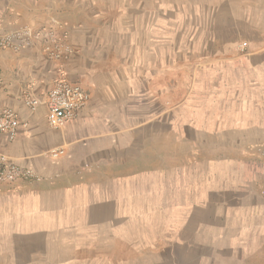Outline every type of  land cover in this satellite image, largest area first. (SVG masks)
<instances>
[{
  "label": "rangeland",
  "instance_id": "obj_1",
  "mask_svg": "<svg viewBox=\"0 0 264 264\" xmlns=\"http://www.w3.org/2000/svg\"><path fill=\"white\" fill-rule=\"evenodd\" d=\"M212 3L64 9L125 61L108 64V173L53 199L46 224L1 229L0 264H264V208L247 196L264 193V18Z\"/></svg>",
  "mask_w": 264,
  "mask_h": 264
},
{
  "label": "crops",
  "instance_id": "obj_2",
  "mask_svg": "<svg viewBox=\"0 0 264 264\" xmlns=\"http://www.w3.org/2000/svg\"><path fill=\"white\" fill-rule=\"evenodd\" d=\"M214 2V7L221 8L244 5L248 7L247 15L264 18V0ZM77 3L84 7L86 0H0V33L61 23L67 29L70 49L61 59L55 60L46 56L42 42L36 38L21 49L0 48V108H11L19 121L13 137L0 133V157L29 167L36 175L33 180L0 184V231L4 228L13 233L15 222L27 225L24 232L46 224L47 216L55 214L60 207L53 205V199L73 195L81 187L89 189V185H79L85 181L84 177L99 178V173H108L110 136L115 133L112 119L118 113L107 108L116 95L110 81L115 69L108 64L118 65L125 61L114 59L108 54L112 53L110 50L104 52L93 31L82 25L73 26L74 22L64 9ZM227 12L233 14L231 10ZM60 75L81 85L89 94V100L62 127L53 128L47 121L44 99ZM26 97L37 99L38 104L27 106ZM54 149H62L63 154L50 157L49 152ZM94 166L101 171L96 172ZM81 177L83 179L78 182ZM254 192L247 196H253L264 208L257 197L264 193L258 189ZM5 237L0 234L1 239Z\"/></svg>",
  "mask_w": 264,
  "mask_h": 264
},
{
  "label": "built area",
  "instance_id": "obj_3",
  "mask_svg": "<svg viewBox=\"0 0 264 264\" xmlns=\"http://www.w3.org/2000/svg\"><path fill=\"white\" fill-rule=\"evenodd\" d=\"M67 32L61 24H45L35 29L20 28L0 33V48L15 50L29 45L32 38L40 40L43 50L50 59H61L69 53ZM89 94L78 83L72 82L65 75H60L45 95L44 104L47 109V121L53 128L62 127L68 120L81 110L88 102ZM27 106L35 107L38 100L30 97L24 99ZM19 121L16 113L8 107L0 108V133L14 136ZM63 154L62 149L49 152L50 157L57 158ZM264 155V146L262 147ZM36 179L34 171L21 166L4 156L0 157V184L14 183L18 180L29 181Z\"/></svg>",
  "mask_w": 264,
  "mask_h": 264
}]
</instances>
